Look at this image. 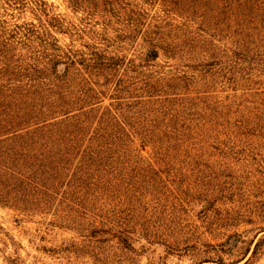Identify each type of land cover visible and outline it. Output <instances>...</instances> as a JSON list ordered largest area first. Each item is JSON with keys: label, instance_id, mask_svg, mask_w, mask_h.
<instances>
[{"label": "trees", "instance_id": "1", "mask_svg": "<svg viewBox=\"0 0 264 264\" xmlns=\"http://www.w3.org/2000/svg\"><path fill=\"white\" fill-rule=\"evenodd\" d=\"M64 1L0 0V205L128 251L263 207L264 0Z\"/></svg>", "mask_w": 264, "mask_h": 264}, {"label": "rangeland", "instance_id": "2", "mask_svg": "<svg viewBox=\"0 0 264 264\" xmlns=\"http://www.w3.org/2000/svg\"><path fill=\"white\" fill-rule=\"evenodd\" d=\"M48 1L57 13L75 17L64 0ZM31 16L27 14L28 19ZM221 207L222 219L208 229L201 207L188 206L182 214L185 232H190L186 237L175 233L158 243L141 237L132 242L135 249L128 251L114 238L84 244L74 230L50 225V216L31 217L0 205V264H101L97 259L110 263L120 257L127 258L122 264H264V206ZM175 244L185 249L176 250Z\"/></svg>", "mask_w": 264, "mask_h": 264}]
</instances>
